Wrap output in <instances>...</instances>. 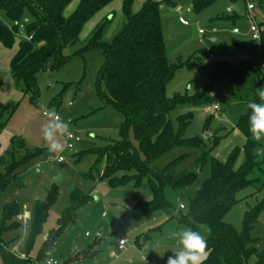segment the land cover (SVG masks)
<instances>
[{
	"label": "rangeland",
	"instance_id": "rangeland-1",
	"mask_svg": "<svg viewBox=\"0 0 264 264\" xmlns=\"http://www.w3.org/2000/svg\"><path fill=\"white\" fill-rule=\"evenodd\" d=\"M122 1L114 0L86 23L79 46L64 51L67 59L62 67L36 75L39 94L35 100L31 94L24 93V87L10 72L11 59L19 42L26 40L27 29H18L13 48L0 46V110L8 104L17 105L10 121L0 128V176L6 175L5 166L12 160L16 141L24 142V148L15 153L17 161L23 160L27 151L39 150L37 157L16 168L13 173L16 181L0 197V225L5 209L17 205L18 216L14 223L19 226L12 227L9 222V229L2 235L17 257L25 255L24 258L36 262L35 258L51 235L53 239L45 258L58 264H167L168 258L174 256L172 251L178 250L177 233L190 228L179 219L187 213L189 201L195 197L199 186L210 178L211 159L226 162L239 151L235 168L244 160L241 151L246 138L237 124L248 113L249 102L258 97V89L264 88V0H216L199 12L194 11L196 0H172L173 5L161 3L160 11L166 58L169 65L178 68L176 77L166 89V96L170 100L176 96L202 100L178 106L168 119L174 132L182 138L203 139L207 148L213 150L199 179L186 194L178 196L166 188L163 192L166 209L148 215H141L137 209L140 204L152 200L151 183L147 179L136 185L128 183L118 187H111L108 179H100L104 162L98 164L96 155L90 152L120 142V127L125 125L126 117L110 102H102L97 96V92L103 90L98 85V77L106 63L104 54L99 50L74 52L86 44L101 22H109L104 40H112L125 21ZM146 1L136 0L135 10ZM80 2L71 0L64 16L72 15ZM248 2L254 6L252 11L247 8ZM0 22L13 28V22L3 10H0ZM31 22L25 12L18 28L21 25L29 28ZM252 24L259 27L261 41L252 40ZM234 30L239 34H234ZM220 63L234 71L251 66L259 73L253 72L237 81L229 76L216 78L215 68ZM215 105L220 107L217 112L213 110ZM52 112L69 122L67 134L81 138L72 150L67 148L66 134L58 138L62 150L49 151L42 128L51 117L43 114ZM183 118L187 120L184 127L181 126ZM127 137L131 146L137 147L132 130ZM186 153L190 156L180 170H191L199 152L183 148L168 153L156 166L162 168ZM58 158H63L64 162H56ZM125 175L118 172L116 177ZM250 193L248 190L239 195L240 201L227 212L223 221L243 233L246 214L262 207L249 232L256 240L255 249L245 263L257 264L258 255L264 253V188L255 195ZM74 194L84 197V203L73 210L72 220L60 232V220L72 208ZM38 204H48L47 217L30 256H26ZM181 205L186 209L182 210ZM122 239L127 241V247L119 250L118 242ZM0 264H3L1 258Z\"/></svg>",
	"mask_w": 264,
	"mask_h": 264
},
{
	"label": "trees",
	"instance_id": "trees-1",
	"mask_svg": "<svg viewBox=\"0 0 264 264\" xmlns=\"http://www.w3.org/2000/svg\"><path fill=\"white\" fill-rule=\"evenodd\" d=\"M114 0H81L76 11L69 17L64 11L71 0H0L3 10L13 28L0 22V46L11 49L16 43L19 22L26 12L31 18L27 29L33 39L21 41L10 62V72L18 84H22L25 94H31L32 100L38 97L39 90L35 77L39 72L56 70L66 62L64 51L75 49L80 44V34L86 23ZM216 0H196L194 11L199 12ZM173 5L172 0L155 2L148 0L136 11V0H123L122 9L125 21L119 32L107 42L104 36L109 22H101L86 44L77 49L75 54L90 50L101 51L106 63L99 73L98 85L103 90L97 92L102 102H110L125 114L126 123L120 127L121 141L107 144L103 149L90 152L96 155L98 164L104 162L99 173L100 179H108L111 187L134 183L147 179L151 183L152 200L137 207L141 215H148L157 210L166 209L163 192L172 189L178 196L185 195L199 179L206 160L213 148L208 149L203 139H184L174 132L168 119L169 114L183 104L200 103L202 99H186L176 96L173 100L166 96V89L176 77L178 68L168 64L166 47L161 27V3ZM259 70L251 66H242L237 71L225 63L217 64L215 77L229 76L232 81ZM262 77V76H261ZM263 79V77H262ZM211 99H207L209 101ZM255 102L260 103L259 97ZM17 105L8 104L0 110V128L5 127L14 115ZM251 110L242 117L237 129L245 136L246 144L241 151L242 164L235 168L239 151H235L228 161L211 159V175L197 189L196 195L189 201L188 211L179 219L184 225L205 234L208 257L203 264H245L246 259L255 249L256 240L250 237V230L257 221L262 207L248 212L245 230L238 233L223 219L227 212L239 201V195L251 190L255 195L264 188V140L255 141L249 131ZM187 120H181L184 127ZM132 130L137 147L128 141V131ZM217 141V139H216ZM24 148L22 140L16 141L12 160L5 166L6 175L0 176V197L5 189L16 181L14 171L21 163L38 156L39 150L27 151L23 160L17 161L15 153ZM177 148L199 152L194 168L180 170L181 164L188 160L186 153L159 168L156 163ZM199 167V172L196 168ZM134 172L130 175V172ZM118 172L126 175L117 178ZM73 206L60 220V232L72 220L73 210L84 203L82 197L74 194ZM186 209V208H184ZM182 209V210H184ZM48 204H38L34 224L26 248L30 256L42 226L46 220ZM18 216L17 205L8 206L0 225V258L3 264H39L44 261L45 253L53 236L47 238L46 245L38 253L36 262L31 258L14 255L3 241L2 235L12 227ZM143 239H146L145 237ZM257 264H264V253L258 255Z\"/></svg>",
	"mask_w": 264,
	"mask_h": 264
},
{
	"label": "clouds",
	"instance_id": "clouds-1",
	"mask_svg": "<svg viewBox=\"0 0 264 264\" xmlns=\"http://www.w3.org/2000/svg\"><path fill=\"white\" fill-rule=\"evenodd\" d=\"M258 97L261 101L249 102L251 110L249 116V131L255 141L264 140V88L258 89ZM51 119L43 128V137L49 143V151L57 152L62 150L59 137L69 132V122L62 121L55 113H50ZM178 250L172 251L167 264H203L208 257L207 241L205 236L191 228H185L177 233Z\"/></svg>",
	"mask_w": 264,
	"mask_h": 264
},
{
	"label": "built area",
	"instance_id": "built-area-1",
	"mask_svg": "<svg viewBox=\"0 0 264 264\" xmlns=\"http://www.w3.org/2000/svg\"><path fill=\"white\" fill-rule=\"evenodd\" d=\"M247 8L249 11H252L254 9V6L253 4H251L250 2H248V5H247ZM183 22V21H182ZM185 23V22H183ZM186 24V23H185ZM20 30H25V27L24 26H20ZM202 33V32H200ZM234 34H239V31L238 30H234L233 31ZM250 34H251V37H252V40L255 42V41H261V31L259 29L258 26H256L255 24H252L251 27H250ZM28 41H31L33 39L32 36H27L26 38ZM213 110L214 111H219L220 110V107L219 105H215L213 107ZM44 116H48V117H51L50 115H47L46 113L43 114ZM81 141V138L79 136H76L74 134H67L66 135V145H67V148L72 150L75 146L76 143L80 142ZM53 160L52 159H49V162H52ZM56 162L58 163H62L64 162V159L63 158H58L56 160ZM181 209H184L185 207L183 205H181L180 207ZM22 218V217H21ZM118 247L120 250H123L127 247V241L122 239L118 242ZM44 264H58L56 261L52 260V259H45L44 260Z\"/></svg>",
	"mask_w": 264,
	"mask_h": 264
},
{
	"label": "crops",
	"instance_id": "crops-1",
	"mask_svg": "<svg viewBox=\"0 0 264 264\" xmlns=\"http://www.w3.org/2000/svg\"><path fill=\"white\" fill-rule=\"evenodd\" d=\"M29 215H27L26 217H28ZM20 219H22V218H20ZM119 248V247H118ZM120 250V249H119ZM25 257V255H21V258H24Z\"/></svg>",
	"mask_w": 264,
	"mask_h": 264
},
{
	"label": "water",
	"instance_id": "water-1",
	"mask_svg": "<svg viewBox=\"0 0 264 264\" xmlns=\"http://www.w3.org/2000/svg\"><path fill=\"white\" fill-rule=\"evenodd\" d=\"M199 170H200V168L198 167V168L196 169V171L199 172Z\"/></svg>",
	"mask_w": 264,
	"mask_h": 264
}]
</instances>
